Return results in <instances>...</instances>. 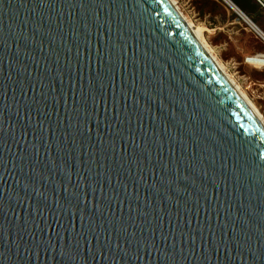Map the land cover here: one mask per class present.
Here are the masks:
<instances>
[{"label":"water","instance_id":"1","mask_svg":"<svg viewBox=\"0 0 264 264\" xmlns=\"http://www.w3.org/2000/svg\"><path fill=\"white\" fill-rule=\"evenodd\" d=\"M0 264H264V121L174 0H0Z\"/></svg>","mask_w":264,"mask_h":264},{"label":"rangeland","instance_id":"2","mask_svg":"<svg viewBox=\"0 0 264 264\" xmlns=\"http://www.w3.org/2000/svg\"><path fill=\"white\" fill-rule=\"evenodd\" d=\"M175 1L191 24L201 30L225 72L264 118V66L248 62L264 50V41L223 0Z\"/></svg>","mask_w":264,"mask_h":264},{"label":"crops","instance_id":"3","mask_svg":"<svg viewBox=\"0 0 264 264\" xmlns=\"http://www.w3.org/2000/svg\"><path fill=\"white\" fill-rule=\"evenodd\" d=\"M231 2L246 16H249L252 24L254 23L255 27L264 34V9L257 0H231ZM257 54H264V50Z\"/></svg>","mask_w":264,"mask_h":264},{"label":"bare ground","instance_id":"4","mask_svg":"<svg viewBox=\"0 0 264 264\" xmlns=\"http://www.w3.org/2000/svg\"><path fill=\"white\" fill-rule=\"evenodd\" d=\"M175 1V0H174ZM225 3H227L234 11H235V13L242 19V20H244L254 31H255V33L261 38V39H263L264 38V34L259 30V29H257V27H255V24L253 25L252 24V22H251V20L243 13V12H241L234 4H233V2H231V0H223ZM175 3H176V1H175ZM177 4V3H176ZM178 6V5H177ZM194 28H195V30L199 33V35L201 36V38L203 39V37H202V32H201V30L198 28V27H196V26H194V25H192ZM263 37V38H262ZM264 40V39H263ZM203 41H204V39H203ZM204 43H205V41H204ZM206 44V43H205ZM206 46H207V44H206ZM207 48H208V46H207ZM209 49V48H208ZM210 50V49H209ZM211 52V51H210ZM215 58V57H214ZM216 59V58H215ZM218 62V61H217ZM248 62H250V63H252L253 65H255V66H258V67H263L264 66V54H260V55H255V56H253V57H251V58H249L248 59ZM219 63V62H218ZM220 64V63H219ZM222 67V66H221ZM223 68V67H222ZM234 82V81H233ZM238 87V86H237ZM239 88V87H238ZM244 95V94H243ZM245 96V98L248 100V98L246 97V95H244ZM249 101V100H248ZM250 102V101H249ZM251 103V102H250ZM251 105H252V107L256 110V112L260 115V117L262 118V120L264 121V118L262 117V115L259 113V111L256 109V107L251 103Z\"/></svg>","mask_w":264,"mask_h":264},{"label":"built area","instance_id":"5","mask_svg":"<svg viewBox=\"0 0 264 264\" xmlns=\"http://www.w3.org/2000/svg\"><path fill=\"white\" fill-rule=\"evenodd\" d=\"M260 4H261V6L263 7V9H264V3L261 1V0H257ZM244 21V20H243Z\"/></svg>","mask_w":264,"mask_h":264}]
</instances>
